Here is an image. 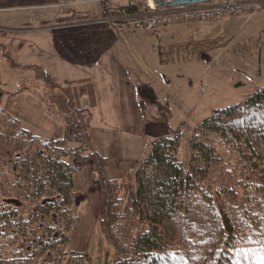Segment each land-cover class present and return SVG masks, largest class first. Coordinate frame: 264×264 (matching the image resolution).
Instances as JSON below:
<instances>
[{"label":"trees","instance_id":"16d2710c","mask_svg":"<svg viewBox=\"0 0 264 264\" xmlns=\"http://www.w3.org/2000/svg\"><path fill=\"white\" fill-rule=\"evenodd\" d=\"M149 9L133 0L114 11ZM44 83L66 97L62 135L38 134L0 106V264H61L62 254L86 264L65 250L81 221L74 173L84 168L89 190L105 193L99 223L116 252L110 264H264V85L215 109L187 139L178 127L153 140L131 187L92 147V106L47 71ZM217 143L236 153L234 163Z\"/></svg>","mask_w":264,"mask_h":264},{"label":"rangeland","instance_id":"374dc122","mask_svg":"<svg viewBox=\"0 0 264 264\" xmlns=\"http://www.w3.org/2000/svg\"><path fill=\"white\" fill-rule=\"evenodd\" d=\"M138 1L148 6L147 0ZM127 3L107 4L108 15L99 0H76L52 8L47 20L34 11L3 14L0 106L38 134L62 135L69 108L61 88L45 85L44 75L49 72L79 105L92 106V147L108 156L110 174L132 187L136 167L153 140L178 127L186 130L187 139L190 129L216 108L241 101L264 84V5L253 14L242 15L234 31L235 41L223 56L172 65L176 76L159 88L151 86V71L144 59L133 71V60L124 61L111 53L115 47L107 53L98 51L101 47L96 41L102 39L115 41L116 49H130L134 28L131 23L120 26L117 18L122 14L114 11ZM145 12L126 15L139 17ZM135 30V36L146 37L143 30ZM241 46L252 50L254 74L231 53ZM217 146L230 164L234 163L236 153L221 143ZM74 179L81 221L65 250L83 254L86 264H110L116 252L99 223L105 193L89 190L87 168L75 172ZM13 191L27 201L25 195ZM69 258L62 254L61 264H67Z\"/></svg>","mask_w":264,"mask_h":264},{"label":"crops","instance_id":"0c3cea01","mask_svg":"<svg viewBox=\"0 0 264 264\" xmlns=\"http://www.w3.org/2000/svg\"><path fill=\"white\" fill-rule=\"evenodd\" d=\"M74 1L76 0H0V26L6 28L3 25L5 22L3 14L34 11L33 13L41 14L47 20L52 17V8L69 5ZM242 18L243 16L240 15L223 19L180 21L164 30L151 32L143 30L146 37L135 36L137 30L133 29V41L129 40L130 49L127 50L121 46L116 49L118 46L115 41L102 39L96 42L98 47H101V50L98 49V51L107 53L115 47L111 53H116L124 61L133 60V71L139 68L137 62L144 59L146 67L151 71L148 74L151 86L162 88L160 85L167 86L170 79L176 76L173 66H178L186 61H201L210 57L220 58L223 56L228 46L235 41L234 31ZM108 48L110 49L108 50ZM231 53L235 56V60H239V64L247 67L251 73H255L257 70L256 61L252 57L254 56L252 50L241 46L232 49ZM167 64L171 65L167 67ZM159 78L162 79L158 81ZM260 88L258 87L245 98Z\"/></svg>","mask_w":264,"mask_h":264},{"label":"built area","instance_id":"2783aa9c","mask_svg":"<svg viewBox=\"0 0 264 264\" xmlns=\"http://www.w3.org/2000/svg\"><path fill=\"white\" fill-rule=\"evenodd\" d=\"M109 4L115 1H133V0H99ZM151 1L147 0L150 9L142 13L139 17L136 15H120L118 24L125 26L132 25L133 28L145 31H157L170 28L174 23L180 21H193L200 19H223L229 16H240L253 14L263 8L264 0H213L193 5H181L175 7L155 8L151 6ZM154 4V3H153Z\"/></svg>","mask_w":264,"mask_h":264},{"label":"water","instance_id":"95a60500","mask_svg":"<svg viewBox=\"0 0 264 264\" xmlns=\"http://www.w3.org/2000/svg\"><path fill=\"white\" fill-rule=\"evenodd\" d=\"M213 0H153L156 8L175 7L181 5H193Z\"/></svg>","mask_w":264,"mask_h":264},{"label":"bare ground","instance_id":"6f19581e","mask_svg":"<svg viewBox=\"0 0 264 264\" xmlns=\"http://www.w3.org/2000/svg\"><path fill=\"white\" fill-rule=\"evenodd\" d=\"M154 4L152 3V1H151V6H153Z\"/></svg>","mask_w":264,"mask_h":264}]
</instances>
